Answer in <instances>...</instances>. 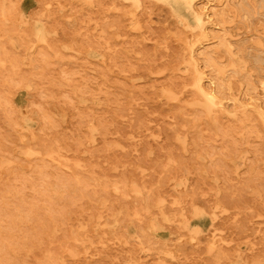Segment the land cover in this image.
I'll return each instance as SVG.
<instances>
[{
    "label": "rangeland",
    "instance_id": "obj_1",
    "mask_svg": "<svg viewBox=\"0 0 264 264\" xmlns=\"http://www.w3.org/2000/svg\"><path fill=\"white\" fill-rule=\"evenodd\" d=\"M0 245L264 264V0H0Z\"/></svg>",
    "mask_w": 264,
    "mask_h": 264
},
{
    "label": "bare ground",
    "instance_id": "obj_2",
    "mask_svg": "<svg viewBox=\"0 0 264 264\" xmlns=\"http://www.w3.org/2000/svg\"><path fill=\"white\" fill-rule=\"evenodd\" d=\"M256 4V2H255ZM212 6V5H211ZM203 9H205V11L207 10V7L205 6V4H203ZM214 9V8H213ZM214 11V10H213ZM207 13H205V17L207 18V20L211 17V14H212V11L210 13V11H206ZM218 14V13H217ZM225 19V17H224ZM221 25V24H220ZM226 40V39H225ZM228 42V41H227ZM231 45V44H230ZM195 50L196 49H191V53H190V56L193 57V59H195ZM242 50V49H241ZM245 53H243L244 55ZM242 58H244L245 56H241ZM248 57V56H247ZM193 59L191 61H193ZM249 59V58H248ZM197 61V60H195ZM194 63V62H193ZM203 63V62H202ZM193 67V65H191ZM195 67V66H194ZM192 69V68H191ZM202 69V68H201ZM205 75V74H204ZM215 79V78H214ZM208 81V80H207ZM206 82V81H205ZM209 82V81H208ZM211 82V81H210ZM213 83V82H212ZM263 85V84H262ZM196 87H197V90L204 96L206 97V99L208 100H212L214 95H215V91L214 89H209V88H206L204 87L203 85V82H202V76L200 74H198L197 78H196ZM260 95V94H259ZM217 96V95H216ZM256 99V98H255ZM244 100V99H243ZM242 101V100H241ZM235 106V104L233 105ZM261 106V105H260ZM218 108V107H217ZM1 246V245H0Z\"/></svg>",
    "mask_w": 264,
    "mask_h": 264
}]
</instances>
